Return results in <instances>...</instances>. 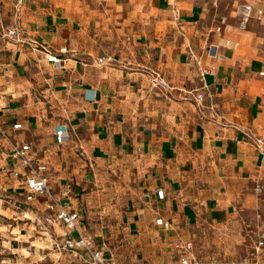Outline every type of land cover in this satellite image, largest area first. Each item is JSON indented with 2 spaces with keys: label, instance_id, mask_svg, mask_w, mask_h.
Listing matches in <instances>:
<instances>
[{
  "label": "crops",
  "instance_id": "0c3cea01",
  "mask_svg": "<svg viewBox=\"0 0 264 264\" xmlns=\"http://www.w3.org/2000/svg\"><path fill=\"white\" fill-rule=\"evenodd\" d=\"M213 1L24 0L17 11L0 0L2 125L48 165L55 192L72 184L77 224L113 264L174 263L184 227L230 220L264 185V20L240 30L235 1ZM3 165L0 264H85L51 246L73 231L39 229L45 204L25 201L5 144Z\"/></svg>",
  "mask_w": 264,
  "mask_h": 264
},
{
  "label": "built area",
  "instance_id": "2783aa9c",
  "mask_svg": "<svg viewBox=\"0 0 264 264\" xmlns=\"http://www.w3.org/2000/svg\"><path fill=\"white\" fill-rule=\"evenodd\" d=\"M234 13L238 19V28L245 30L247 23L252 17H257L260 20H264V8L254 7L246 0H234ZM24 0H17L15 8L18 11ZM7 36L16 35V28H8L6 31ZM61 53L68 52L67 47L60 49ZM48 61L53 63H60L62 59L53 53L47 52L45 54ZM103 58L98 59V63H102ZM209 73V69L201 68L200 75L203 77ZM260 76H264V70L259 72ZM154 82L162 87H169L168 83L159 75H156ZM196 101L200 103L202 101V93L196 94ZM13 129L21 128L20 123H15L12 126ZM54 134L57 142L61 143L69 138V134L63 125H59L55 128ZM7 146V156L16 162V166L13 167L11 173L15 177L20 175L24 177V185L26 188L25 201L30 202L33 200H43L46 214L35 217V221L39 225V229L49 234V227L55 224L63 225L74 232V235L65 236L62 238L52 237L51 246L57 252H68L76 256L85 264H113L110 260L103 256L100 249L94 247V239L90 234L85 233L81 227L77 224L78 212L70 208L66 199L71 195L72 184L67 182L58 191L55 192L49 184L48 180V165L44 162L36 161L31 152L32 147L29 143L18 142L12 138V136L5 130L0 119V149L3 145ZM2 171H6V166H1ZM264 185L257 184L255 186V192H261ZM158 194L163 196L162 190H158ZM156 223L161 224L163 228L168 229L170 223L164 221L161 218L156 219ZM175 248L179 251V257L174 263L165 264H200L201 262L192 254L189 249L190 243L183 241H177ZM264 248V231H260L257 234L255 243V249L258 251ZM253 264H264V259L258 255L254 259Z\"/></svg>",
  "mask_w": 264,
  "mask_h": 264
},
{
  "label": "rangeland",
  "instance_id": "374dc122",
  "mask_svg": "<svg viewBox=\"0 0 264 264\" xmlns=\"http://www.w3.org/2000/svg\"><path fill=\"white\" fill-rule=\"evenodd\" d=\"M260 3L264 5V0ZM226 6L227 14L232 6ZM212 7L220 8L219 1H213ZM257 28L258 34L264 36V28L259 24ZM260 47L264 48V42H260ZM7 219L0 214V229ZM260 231H264V188L259 193L255 192L252 204L242 206L233 218L224 223L212 225L199 220L184 227L182 240L191 244L189 252L200 264H253L257 255L264 258V248L258 253L255 249ZM174 258L176 262L177 256Z\"/></svg>",
  "mask_w": 264,
  "mask_h": 264
}]
</instances>
